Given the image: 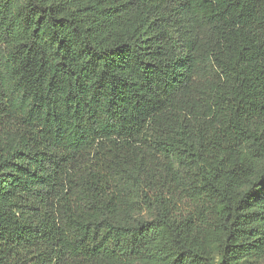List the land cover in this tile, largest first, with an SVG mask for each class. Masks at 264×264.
Returning a JSON list of instances; mask_svg holds the SVG:
<instances>
[{
	"label": "trees",
	"instance_id": "obj_1",
	"mask_svg": "<svg viewBox=\"0 0 264 264\" xmlns=\"http://www.w3.org/2000/svg\"><path fill=\"white\" fill-rule=\"evenodd\" d=\"M0 264H264V0H0Z\"/></svg>",
	"mask_w": 264,
	"mask_h": 264
}]
</instances>
